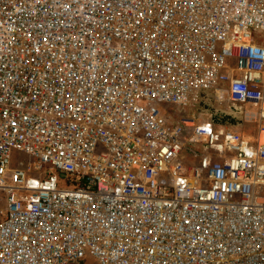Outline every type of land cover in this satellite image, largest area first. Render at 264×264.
<instances>
[{
  "label": "built area",
  "instance_id": "obj_1",
  "mask_svg": "<svg viewBox=\"0 0 264 264\" xmlns=\"http://www.w3.org/2000/svg\"><path fill=\"white\" fill-rule=\"evenodd\" d=\"M263 133L264 0H0V264H264Z\"/></svg>",
  "mask_w": 264,
  "mask_h": 264
},
{
  "label": "water",
  "instance_id": "obj_2",
  "mask_svg": "<svg viewBox=\"0 0 264 264\" xmlns=\"http://www.w3.org/2000/svg\"><path fill=\"white\" fill-rule=\"evenodd\" d=\"M199 97L198 111L211 114L214 124L239 128L245 125L243 105L233 103L228 108L218 107L215 104L216 94L209 89L201 90Z\"/></svg>",
  "mask_w": 264,
  "mask_h": 264
},
{
  "label": "rangeland",
  "instance_id": "obj_3",
  "mask_svg": "<svg viewBox=\"0 0 264 264\" xmlns=\"http://www.w3.org/2000/svg\"><path fill=\"white\" fill-rule=\"evenodd\" d=\"M241 132L247 134L249 138L255 141L256 138L259 137L260 128L258 124L254 121H247L243 127L240 128ZM20 158L24 160H28V156L21 155ZM6 213V195L2 191H0V222L5 218Z\"/></svg>",
  "mask_w": 264,
  "mask_h": 264
},
{
  "label": "bare ground",
  "instance_id": "obj_4",
  "mask_svg": "<svg viewBox=\"0 0 264 264\" xmlns=\"http://www.w3.org/2000/svg\"><path fill=\"white\" fill-rule=\"evenodd\" d=\"M262 139L264 140V133H263Z\"/></svg>",
  "mask_w": 264,
  "mask_h": 264
}]
</instances>
